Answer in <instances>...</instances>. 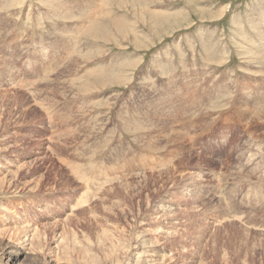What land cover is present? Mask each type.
I'll return each instance as SVG.
<instances>
[{
  "label": "rangeland",
  "instance_id": "374dc122",
  "mask_svg": "<svg viewBox=\"0 0 264 264\" xmlns=\"http://www.w3.org/2000/svg\"><path fill=\"white\" fill-rule=\"evenodd\" d=\"M0 190L11 264H264V0H0Z\"/></svg>",
  "mask_w": 264,
  "mask_h": 264
},
{
  "label": "bare ground",
  "instance_id": "6f19581e",
  "mask_svg": "<svg viewBox=\"0 0 264 264\" xmlns=\"http://www.w3.org/2000/svg\"><path fill=\"white\" fill-rule=\"evenodd\" d=\"M122 26H123V24H122ZM4 180H5V178H4ZM0 191H2V190H0ZM84 194H87V193H84ZM80 199H81V197H80ZM9 215H11L10 211L9 212L8 211H5V212L3 211L2 214L0 215V222L1 221L5 222V223L8 222L7 219H10ZM12 215H15V214L12 213ZM5 223H3V224H5ZM38 231L39 230H37V227L29 226L28 224H24L21 220L20 221L15 220L14 223H13V226H6L4 228L0 227V264H11L10 261H12V260H14L16 258V256H15L16 251H22V252H25L26 255L27 254H33L35 256L34 251H37V246L35 245V243H33V241H35L34 239L39 238L40 234H39ZM60 236L57 237L56 240L54 241V245H53L54 246V250H51L50 253H49V256H48V259H49L48 261L51 262L52 264H60V262H59L60 260H58L59 258L57 257V255H58V253H60L59 252L60 248H62V247L65 248L66 247V246H63L64 243H63L62 235H60ZM33 244H34V246H33ZM35 246H36V248H34ZM114 252L115 251H113V254H114ZM111 253H112V251H111ZM111 253L109 254V258H112V256L110 257ZM121 253H122V251H121ZM123 254L125 255V252H123ZM136 257H137V255H136ZM117 260H118L119 264H122L123 263L122 261H124L123 259L121 260L119 258ZM70 262L71 261L69 260V263H66V264H71Z\"/></svg>",
  "mask_w": 264,
  "mask_h": 264
}]
</instances>
